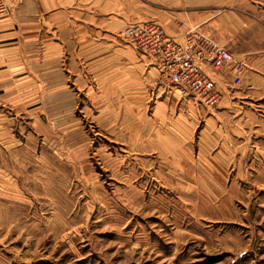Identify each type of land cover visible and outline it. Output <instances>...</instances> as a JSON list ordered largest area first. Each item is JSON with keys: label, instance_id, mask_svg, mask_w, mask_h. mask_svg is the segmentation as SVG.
Segmentation results:
<instances>
[{"label": "crops", "instance_id": "obj_1", "mask_svg": "<svg viewBox=\"0 0 264 264\" xmlns=\"http://www.w3.org/2000/svg\"><path fill=\"white\" fill-rule=\"evenodd\" d=\"M4 1L0 117H26L47 142L53 120L76 143L86 119L108 142L167 163L225 149L235 163L264 160V0ZM150 22L176 40L191 28L215 39L242 60V84L233 86L228 70L206 68L223 92L218 105L178 102L154 62L122 35Z\"/></svg>", "mask_w": 264, "mask_h": 264}, {"label": "rangeland", "instance_id": "obj_2", "mask_svg": "<svg viewBox=\"0 0 264 264\" xmlns=\"http://www.w3.org/2000/svg\"><path fill=\"white\" fill-rule=\"evenodd\" d=\"M25 118L0 117V264H264L263 158L167 163Z\"/></svg>", "mask_w": 264, "mask_h": 264}, {"label": "built area", "instance_id": "obj_3", "mask_svg": "<svg viewBox=\"0 0 264 264\" xmlns=\"http://www.w3.org/2000/svg\"><path fill=\"white\" fill-rule=\"evenodd\" d=\"M8 12L0 0V18ZM125 39L148 56L158 68L160 77L180 103L194 101L213 109L222 99V90L206 68L228 70L233 86H240L246 73L242 60L196 28L176 40L158 23L129 24L123 31Z\"/></svg>", "mask_w": 264, "mask_h": 264}]
</instances>
